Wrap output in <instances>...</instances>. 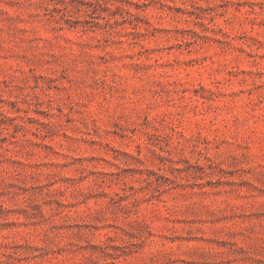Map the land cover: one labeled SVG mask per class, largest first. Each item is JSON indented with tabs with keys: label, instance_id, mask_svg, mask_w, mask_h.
<instances>
[{
	"label": "rangeland",
	"instance_id": "1",
	"mask_svg": "<svg viewBox=\"0 0 264 264\" xmlns=\"http://www.w3.org/2000/svg\"><path fill=\"white\" fill-rule=\"evenodd\" d=\"M0 264H264V0H0Z\"/></svg>",
	"mask_w": 264,
	"mask_h": 264
}]
</instances>
